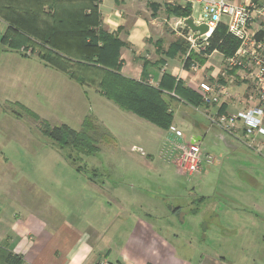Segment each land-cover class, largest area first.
<instances>
[{
  "label": "crops",
  "instance_id": "1",
  "mask_svg": "<svg viewBox=\"0 0 264 264\" xmlns=\"http://www.w3.org/2000/svg\"><path fill=\"white\" fill-rule=\"evenodd\" d=\"M188 5L189 18L196 16V7L187 0H99L100 27L123 43L119 60L121 74L127 78L144 80L158 87L166 74L183 81L198 95L199 84L205 79L220 80L229 87L231 96L218 106L193 107L177 99L171 100V127L182 131L186 142L202 146L212 131L232 154L241 147L236 145L237 141L245 144L249 151L241 152L246 154L248 163L253 161L251 153L264 158V137H257V147L251 148L241 131L238 135H229L210 120L212 115L234 114L254 105H248L252 96L246 93L249 87L246 82L235 76L231 79L242 85L229 86L230 77L238 72H228L229 78L224 79H220V73H214V65L210 63L214 55L221 56L219 72L224 67L226 57L219 52L205 56L207 61L199 64L197 70L185 67L188 55L177 52L176 45L184 43L190 30L185 24L189 18L176 17L168 8ZM5 29V24L1 23L0 31L5 32ZM175 101L177 103L172 105ZM112 106L121 112L126 126L136 124L135 132L125 131L127 136H136L135 140L148 151L155 150L160 143L161 151L175 165L172 144L178 140L170 130L119 105ZM197 112L209 122L208 127L194 118ZM0 159L9 163L2 152ZM253 169L251 164L247 169L240 167L239 171L252 174ZM135 181L128 185L132 194L129 197L112 193L106 183L100 186L94 180L81 189L80 198L64 201H52L46 198V192L45 197L29 198L21 191H5L0 197V246L21 255L23 264H264V215L250 210L254 205L264 211V200L255 203L237 197L224 206L225 209L215 202L210 215L202 206L192 210L179 221L185 224L191 218L200 217L195 224L199 236L195 238L194 231L175 230L182 205L149 197L150 183L138 182L137 185ZM238 187L240 184L236 189ZM85 188L97 189L102 197L85 195ZM137 190L144 191V197H138L136 192H142ZM199 202L200 205L209 203L211 197L202 196ZM194 239L198 240V245L194 244Z\"/></svg>",
  "mask_w": 264,
  "mask_h": 264
},
{
  "label": "rangeland",
  "instance_id": "2",
  "mask_svg": "<svg viewBox=\"0 0 264 264\" xmlns=\"http://www.w3.org/2000/svg\"><path fill=\"white\" fill-rule=\"evenodd\" d=\"M189 31L183 43V47L187 48L185 55L194 53L205 57L202 50L190 49ZM3 33L0 31V153L9 158V163L0 159V197L5 191L17 190L29 198L45 197L43 193L46 192V198H52V201L80 198L81 189L90 180L100 186L106 183L110 192L129 197L132 194L128 185L137 180V185L138 182L150 183L149 197L182 205L175 230L194 232L200 217L191 218L185 224L179 221L192 210H199L202 206L210 215L215 202L216 205L221 203V208L225 209L224 206L236 201L237 197L255 203L264 200V158L251 153L253 161L248 163L246 154L241 152L244 149L249 151L245 144L237 141L236 145L241 147L232 154L225 142L211 131L201 148L204 154L215 158V162L203 164V175H182L161 151L160 143L155 150L148 151L135 140L136 136L125 134L127 130L135 132L136 124L126 126L121 112L112 108L117 104L109 101L100 88L86 82L79 83L72 78V74L51 67L40 59L42 51L35 46L16 47L8 40L3 41ZM220 62L219 54L210 59L214 73H220ZM194 63L200 64L197 60L191 64ZM251 71L254 68L251 67ZM249 81L246 93L254 97L256 94L253 91L258 84L255 78ZM228 83L229 86L242 85L234 79ZM195 114L194 118L208 127L209 122L202 113ZM85 120H90V127L95 128L90 133L99 151L94 154L73 148L60 149L44 134L46 124L51 127L66 124L82 131ZM251 164L254 173L239 171L240 167L247 169ZM84 191L90 197H102L97 189L85 188ZM140 192H136L137 196L144 197V191ZM202 196L211 197V202L200 205ZM250 210L264 215V211L254 205ZM198 236L199 232H196L194 237ZM194 244L198 245V240Z\"/></svg>",
  "mask_w": 264,
  "mask_h": 264
},
{
  "label": "trees",
  "instance_id": "3",
  "mask_svg": "<svg viewBox=\"0 0 264 264\" xmlns=\"http://www.w3.org/2000/svg\"><path fill=\"white\" fill-rule=\"evenodd\" d=\"M98 4L99 0H0V24L6 26L2 39L16 47L39 48L43 52L39 53L40 59L51 67L72 74L79 83L96 85L108 100L164 130H169L173 122L171 100L177 99L193 107L203 106L195 91L169 75L165 74L161 84L153 87L144 80L121 74L119 55L123 43L100 27ZM168 10L179 18L191 16L189 5ZM183 45L177 44L176 51L185 55L187 48ZM238 47L239 40L224 24H219L205 54L219 52L231 57ZM194 60L204 64L207 58L190 54L185 67H191ZM85 121L82 131L66 124L54 127L46 124L44 134L60 149L73 148L94 154L99 151L90 133L95 128H91L90 120ZM0 264H23V258L0 246Z\"/></svg>",
  "mask_w": 264,
  "mask_h": 264
},
{
  "label": "built area",
  "instance_id": "4",
  "mask_svg": "<svg viewBox=\"0 0 264 264\" xmlns=\"http://www.w3.org/2000/svg\"><path fill=\"white\" fill-rule=\"evenodd\" d=\"M196 7V16L191 17L196 25H206L209 31L196 36L190 33V49L202 50L205 56L209 39L219 24H224L228 32L239 40V47L231 57L223 61L220 79L228 76V72L236 71L233 78L246 82L250 78L257 81L254 97L249 102L252 107L234 114H216L211 116L213 125L229 135H238L240 131L251 148L257 147V137H264V0H187ZM199 64H192L197 70ZM238 67V68H235ZM251 67L254 71H251ZM250 86V85H249ZM254 89V88H253ZM199 95L203 106H218L231 96L228 86L219 81H205L199 84ZM174 95V94H173ZM257 100V102H256ZM178 141L173 142L174 163L185 176L200 174L203 164H213L215 158L204 154L200 144L185 141V135L174 126L169 129ZM264 157V151H263Z\"/></svg>",
  "mask_w": 264,
  "mask_h": 264
},
{
  "label": "water",
  "instance_id": "5",
  "mask_svg": "<svg viewBox=\"0 0 264 264\" xmlns=\"http://www.w3.org/2000/svg\"><path fill=\"white\" fill-rule=\"evenodd\" d=\"M185 24L193 33L196 34V36L204 35L209 31L206 25H196L192 19H187Z\"/></svg>",
  "mask_w": 264,
  "mask_h": 264
}]
</instances>
